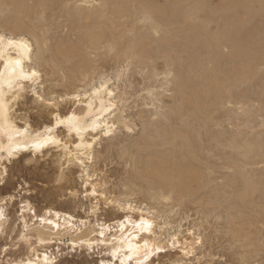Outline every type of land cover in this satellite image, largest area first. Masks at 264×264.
Segmentation results:
<instances>
[{
	"label": "rangeland",
	"instance_id": "1",
	"mask_svg": "<svg viewBox=\"0 0 264 264\" xmlns=\"http://www.w3.org/2000/svg\"><path fill=\"white\" fill-rule=\"evenodd\" d=\"M2 1L4 2L6 0H0V2H2ZM11 1L12 2H10V0H7L4 4H3V2L1 3L2 6L8 7V5H11L12 7L11 8L8 7L6 10V7L3 8L2 6H0V9H2L0 11V34H6L7 36H9L10 34L15 33V34H17V36L23 35L27 40H29L34 51L31 54V61L28 65L34 67L36 70H38V72L40 74L39 75L40 78L38 80V83H36L35 86H27L26 91L24 92V97L13 108L12 114H13V116H15L14 119L16 120L18 125L26 124L28 122L27 124H31L30 126L34 130L40 129L46 125H50V122L51 123L54 122L53 115H55V113L67 114L73 110H80L82 108L81 107L82 105L79 103L80 100H84V96L86 94L88 95L92 88L97 87L100 84L105 83V82L108 83L109 89L112 90V92H113L112 97H113L114 102L116 103V106L113 109L114 112L112 111V117L114 118V120H117V119H119L120 121L122 119L123 120L117 124L118 125L117 128L113 129L114 132H112L108 137L103 136L101 138V136H99V139L94 143L95 146H93L94 149H93V153L91 156V160H87L84 157L85 165H83V167L81 164L80 165L79 164L78 165L72 164L70 167L67 166L68 165L67 164L68 159H66V157H64L65 156L64 152L61 151L60 149H50L49 151H45L44 156H35V155L33 156L30 152H28L29 154L26 153L24 155V159L25 158H27V159L24 160L22 157L21 159L12 161V163L6 162L3 165V167L7 168V175H4L3 179L1 178L3 180V183H0V206H1L0 208H2V207H3V209L5 208L4 211L6 210L5 214L7 215L6 218H7L8 222L6 223V226H5L6 228L4 229V233L3 234L0 233V264H9V261L17 262V260L18 261L23 260V259L25 260L26 258L30 257L31 255L33 256V251H31V250H33V249L38 250V248H39L40 252L47 251V253L49 254V257L52 256L51 258H55L54 264H100V262L102 260L104 261V264H109V262H111V264H112V262H115V264H120V262L118 261L119 259H117L115 261H113V259H111L113 257L111 255H109L108 251L105 248H103V249L95 248V250H92V251L81 250V249L80 250L76 249L73 251L72 248L70 247V242H69L70 237H65L62 241L63 242L62 245H58L57 244L58 242L54 241L55 243L52 244L53 246L49 245V246H47L46 249L38 247L39 245L37 244L35 238H31V240L29 242L22 240L21 235L24 233V231H23L24 230V228H23L24 222L22 221V218H21L22 214L21 213L23 210L22 208L24 207V209H25V207H27V205L29 203H30V205H28V208H26V209H30V208H32V209H30L31 213L26 215L28 222L32 221V218H34L33 215L35 213L38 216H42V215H45L48 210L54 209L56 211L69 213V214L73 215L76 219H78L79 221L80 220L88 221L87 227L84 228L85 231H87L88 229L90 230V228H91V230L92 229L97 230V228H98L97 224L99 222L110 224L116 220H120V219L124 218L125 214L129 215L132 212V210H135L137 215H141V214L145 215L147 213L145 216L151 217V219H153V223H154V225L152 227L153 228L152 232L150 234V237H151L150 239H153L154 241H156V243L159 246L161 245V247H163L165 249V251H162L160 253H156L151 258V260L148 262V264H264V85H263L264 84V82H263V80H264L263 79V76H264L263 75L264 74V63H263L264 59L261 58L257 54L255 55L256 59H254V57H251V56H250V58L248 56H245V55L243 56L241 53H240L241 55H238L237 53H235L236 50L234 51V49L231 47V45H229L227 42H224L225 44H223V45H226V46L221 47V49H219V52H218V50L214 51L216 49H214V47L212 45L213 43L211 44V40H209V39L213 40V35L217 31V29L222 25V22H224V21L226 22L227 20H229L228 18H231V15L233 14L232 10L235 13V10H234L235 8L238 11L240 10L239 12H240V14H242L241 18L248 19L246 13H248L250 15L251 12H249V10H247L245 7L244 8L247 10V12H246V10H242L241 8H238V2H240V1L243 2L245 4V6L247 7V5H249L248 0H239V1L238 0H234V1L232 0L234 3H232L231 0H194L195 2L193 0H188V1H185V0H174V1L173 0H105L106 2L103 0H91L95 4V5H92V7L96 6L97 7L96 10L100 9V11H102L106 7H107L106 9L109 8V10H106L104 12L105 15L100 12L101 13L100 18L103 17V19H101V21L104 20L105 17H107L106 20L111 17L109 19V21H111V22H112L113 17H118V18L121 17V18H119L121 20L113 19V22L115 25L113 24V22L111 23L108 20L107 21L104 20V22L101 23L100 19H98L99 20L98 24L101 23L100 25L103 26V28L101 27L103 30L100 28V25H98L97 22H95V23L93 22L94 24H92V25H91L92 22L91 23L88 22L91 25V27H89L90 25H87V23L80 21V10H81V8H83L82 6H85V4L82 5V3H79L78 2L79 0H49V1L48 0H46V1L42 0L44 4L42 3V1H39L40 2L39 3L38 0H16V1L11 0ZM14 1L16 3L13 4ZM24 1H25V3H24ZM47 1H48V3H47ZM74 1L75 2L77 1V3H75ZM139 1L141 4L139 3ZM235 1H237V2H235ZM72 2H74V3H72ZM125 2L127 4H125ZM130 2H134V3L132 4ZM171 2L173 3V5ZM192 2H194V3H192ZM245 2H247V4ZM251 2H252L250 4L251 6H249V8H250V11L252 10L251 15H253V16L250 17L252 19H250V18L249 19L252 21H250L248 19V22L246 21L247 22L246 26L249 25V27L244 28L241 26V28H243V29H241V31H242L243 35H247V34H251V33L255 34V35L251 34L250 36H251V43H253V45L255 46V48L257 50V48L262 47L264 45V43H261V40H262V42H264V33H262V32H264V22H263L264 21V16H263L264 15V9H263L264 5H262V4H264V1L251 0ZM26 3H27V5H26ZM101 3H103V4H101ZM119 3L123 4L122 7ZM146 3L147 4L149 3L148 5H150L149 6L150 8L147 7L148 5H146ZM243 3H239V5L244 6ZM249 3H250V0H249ZM253 3H255L256 5H253ZM22 4L24 7L22 6ZM80 4H81V7H80ZM109 4H110V6H108ZM142 4L144 7H147V8H144V9H146L144 11L142 9L143 7H141ZM166 4H167V6H166ZM236 4H237V6H236ZM260 4H261V7L263 6V8H261L259 6ZM77 5H78V7H77ZM105 5H107V6H105ZM222 5H224V6L228 5V6L224 7ZM14 6L16 7V9ZM40 6H43L44 9L45 8L46 9L44 10ZM47 6H48V8H47ZM74 6H76V7H74ZM112 6H115L118 9L114 8ZM123 6H124V8H123ZM151 6H156V7H153L155 12L153 9H152L153 11L151 10ZM162 6L166 9H163ZM172 6H173V8H172ZM252 6H254L255 10L253 9ZM21 7H23V8H21ZM110 7H112V8H110ZM169 7H171V8H169ZM189 7H190V9H189ZM232 7H234V8H232ZM258 7L263 9V11H259L257 9ZM34 8H36V9H34ZM85 8H88V7H84L83 9H85ZM148 8L150 9V11ZM176 8H178V9H176ZM3 9H5V10L3 11ZM17 9H18L17 12L13 11V10H17ZM42 9H43V11H42ZM88 9H90V8H88ZM137 9L141 10V12H139V10L137 11ZM209 9H211V11L208 12ZM77 10H78V12H77ZM147 10L149 13L147 12ZM161 10H163V11H161ZM227 10H228V12H227ZM11 11H13V12H11ZM33 11H34V13H33ZM113 11H115V12H113ZM38 12L40 15H43V16L40 17ZM42 12H44V13H42ZM106 12H110V13H106ZM111 12H112V15L109 16V14H111ZM120 12H122L121 15L119 14ZM142 12H144V14ZM145 12H147V14L151 15V16L154 14L159 15V16L156 15L158 17V20H157V18L156 19H154L153 17L152 18H153V21H156V23H158V25H157L158 28H159V25L161 26L159 28L160 29L159 31H162V33L160 32V34L162 36L160 34H158V36H156V38H155V34L152 32V30L151 31L149 30V28L150 29H152V28L149 25H146L148 22L147 21L145 22V20L144 21L142 20L143 16H145V17L147 16ZM164 12H166V13H164ZM172 12H174V13H172ZM213 12H214V15H213ZM215 12H217V13H215ZM138 13H140V17H139V15H137ZM256 13H258V14H256ZM19 14H23L24 16L19 15ZM106 14L108 16H106ZM115 14H117V15H115ZM141 14H143V15L141 16ZM173 14L175 15V17ZM194 14H196V15H194ZM72 15H74V16H72ZM123 15H125L126 17L128 16V20H127V18L124 20L125 17ZM169 15H173L172 18H171V16L169 17ZM262 16H263V19H262ZM5 17H6V20H5ZM194 17H195V19H194ZM213 17H214V19H213ZM129 18H130V20H129ZM140 18H142V19L140 20ZM176 18H177V20H176ZM205 18L206 19L208 18L207 19L208 21H206ZM259 18L262 21H260ZM136 19H138V20H136ZM168 19H169V22H168ZM13 20H16V22L19 23L20 26H22V27L13 28V26H12L13 24L10 25L11 21H13ZM21 20H22V22H21ZM70 20H72V21H70ZM114 20H116V21H114ZM160 20L164 21V25H163V22ZM140 21H142L141 24H140ZM170 21H173L174 23H171ZM204 21L209 22V23L205 22V24H207V25H205L203 23ZM125 22H126V24H124ZM160 22L162 24H160ZM260 22H261V24H260ZM96 24L99 26V28H100L99 30L101 31V33H99L98 28H97L98 26ZM107 24H108V26H106ZM180 24H183V25L181 26ZM77 25H78V29L81 27L83 30L81 28L78 30ZM93 25H95V26H93ZM111 25H113V27H109ZM122 25H124V27ZM250 25H251V27H250ZM203 26L207 27V29L204 31L201 30V29H205V27H203ZM107 27H108V30H106ZM138 27H139V29H137ZM165 27H167V28H165ZM168 27H171V28H168ZM209 27H211V29L213 31L211 29H210L211 31H209V29H208ZM95 28H97V31L95 30ZM104 28H105V30H104ZM118 28H119V30H118ZM161 28L162 29L165 28V29L161 30ZM194 28H197V31ZM198 28H200L199 32H198ZM247 28H249L250 30L249 29L247 30ZM11 29H12V31H11ZM145 29L149 30L148 31L149 34H145V33H148L147 30H145ZM169 29H171L170 30L171 33L169 32ZM76 30H78V31H76ZM189 30L190 31L192 30V33ZM176 31H178V32H176ZM180 31L182 33L185 31V33H183V35H182V33ZM201 31L203 32L202 34H204V36H206L205 38H204V36L203 37L199 36V35H201ZM248 31L249 32L253 31V32L249 33ZM93 32H95V33H93ZM130 32H132V33H130ZM173 32H176V33L173 34ZM259 32L261 34H259ZM109 33H110V35H109ZM111 33H112L113 37H111ZM142 33H143V35L144 34L145 35L143 36ZM177 33H178V35L176 36ZM188 33H190V34H188ZM245 33H247V34H245ZM101 34L104 36H102ZM150 34L152 37L150 36ZM87 35H88V38H86ZM92 35H94V36H92ZM122 35H124V36H122ZM136 35H137L138 39L135 38V40L137 41L138 44L133 39L134 37H136ZM138 35H139V37H138ZM146 35L149 37V39L152 38V40H153V38H154V40H155V41L153 40V42H154L153 45H155V46H153L152 43L150 45V47L153 46L151 49L148 45V44H150V42L148 43L149 39L148 38L146 39V37H147ZM160 36L165 41L162 40L161 42H159L161 40ZM168 36L169 37L174 36V38L175 37H177V38L176 39H173V38L167 39L166 37H168ZM179 36H180V38H178ZM185 36H187V37L184 38ZM35 37H37L36 38L37 40L35 39ZM98 37L101 39V41L99 40ZM101 37H103V38H101ZM158 37L160 39L159 41H158ZM258 37H259V39H258ZM80 38H82V39H80ZM188 38L191 39V41ZM196 38H198V39H196ZM43 39H45L46 41H44L45 49H43V52H42L43 54H42L40 51L41 49L38 51V49L40 48L38 42L43 41ZM123 39H124V41H123ZM202 39L204 42L202 41ZM89 40H90V42H89ZM114 40H115V42H114ZM152 40H151V42H152ZM166 40L167 41L170 40L169 42H172V43L175 42L177 44L173 43V46L176 45L175 47H173V46L168 47V43H163V42H166ZM174 40H177V42ZM195 40H199V41H197L198 43ZM81 41H82V43H81ZM121 41H122V43H121ZM142 41L143 42L146 41L148 44L146 42H145L146 44L145 43L143 44ZM77 42H78V44H77ZM98 42H102V43L100 44ZM178 42H181V43L179 44ZM205 42H208V44H206ZM209 42H210L211 47L213 49L210 47ZM87 43H89L88 44L89 46L86 45ZM115 43H116V45H115ZM160 43L161 44L163 43V44L161 45ZM172 43H169V45H172ZM184 44H186L187 46H185ZM202 44L203 45L205 44V45L202 46ZM82 45H84V46L82 47ZM108 45H109V47H108ZM110 45H112V47H115V48H111ZM121 45H123V47ZM132 45H133V47H131ZM144 45H146V46H144ZM163 45H165L166 47ZM178 45H179V47H177ZM192 45H194L195 47ZM199 45H201V46H199ZM206 45H209L210 48H208V46L206 47ZM228 45H229V48H228ZM134 46L136 49L134 48ZM156 46H158V49ZM159 46H160V48L162 46L163 49H159ZM189 46H192V48L189 49L190 48ZM145 47L147 48V52H145L146 50H144V49H146ZM176 47L178 49H176ZM196 47H197V49L199 47L198 51H197ZM91 48H93V49H91ZM94 48H96V49H94ZM123 48H125L127 51ZM140 48L142 50H140ZM167 48H171V50L167 49ZM55 49H57V50H55ZM192 49H196V50H194V52H193ZM208 49H211L212 51L211 50L207 51ZM227 49H229V50H227ZM47 50H49L50 52ZM124 50L127 53L124 54V52H125ZM156 50L158 51V53L155 52ZM200 50H201V53H200ZM221 50L223 51L222 53H221ZM44 51H46V52H44ZM61 52H62V54H61ZM65 52L68 54L66 55ZM135 52H137V53H135ZM138 52H140L141 54H139ZM138 54H139V56H137ZM174 54H175V56H174ZM43 55H45V56H43ZM75 55H76V57H75ZM144 55L146 56L145 58H144ZM159 55H162V57ZM197 55H199L200 58H199V56L197 57ZM232 55H233V57H232ZM241 56H242V58H240ZM173 57H175V58H173ZM179 57H180V59H179ZM194 57L198 58V59H195ZM157 59H159V60L157 61ZM173 59L175 62L173 61ZM240 59H241V61H240ZM171 60H172V62H171ZM191 60H192V62L189 63V61H191ZM224 60H225V62L226 61L228 62V63H225V66L223 64ZM57 61L60 63H58ZM165 61H167V63H165ZM220 61H221V63H220ZM242 61H243V63H241ZM82 62H84V63H82ZM188 63H189V65H187ZM233 63H235L234 64L235 66L233 65ZM179 64L181 65L180 67H179ZM182 64H184V65H182ZM217 64H219V67ZM221 64H223L222 65L223 68L221 67V71H223V72L218 70V69H220ZM243 64H246L248 66L243 65ZM197 65H198V67H197ZM226 65H228V66H226ZM252 65H255V66H252ZM75 66H76V68H75ZM242 66H243V68H242ZM224 67H225V69H224ZM168 68H169V70H168ZM208 68H211V69H208ZM230 68H232V69H230ZM234 68L237 72L234 70ZM193 69H194L195 73H194ZM222 69H224V70H222ZM241 69H244V71L243 70L241 71ZM164 70H166V71H164ZM170 70H172V71H170ZM204 70L205 71L207 70V71L205 72ZM213 71L216 72L215 73L216 75L213 73ZM172 72H173V74L174 73L175 74L173 75ZM231 72H233V73H231ZM240 72H241V74H240ZM249 72L251 73L250 75H249ZM183 73H184V75H183ZM204 74H205V76H204ZM209 74H210V76H208ZM211 75H213L212 76L213 78L215 76V78L220 80V83L221 82L223 83V81H225L227 83V84L224 83L225 86H228L231 84L230 86L232 87V85L234 84L233 85L234 87L232 88L233 90H229L230 88L228 89V87H230V86H228L225 89L222 88V86H224V85H221L222 83L221 84L219 83L220 85L217 84L218 86H216V84L213 85L214 83L211 84V82L208 81V79H209V77H211ZM234 75H236L238 77V79ZM219 76H220V79H219ZM229 77H231V78H229ZM248 77H250V80H248ZM191 78H192V80H191ZM200 78H201V80H200ZM234 78H236L237 80ZM239 78L242 80V81L240 80L241 82L239 81ZM173 80L178 81V82L174 83ZM171 81L173 83H171ZM206 81L209 83H207ZM187 82L189 83V85L187 84ZM199 82H201L200 86H199ZM251 82L253 84H251ZM178 83L180 85H178ZM202 84H205L206 89L204 88V85H202ZM182 86H186V88H187L186 90H188V91L200 89L201 93L198 96V99L201 96H203L204 98L203 97L200 98L201 100H203V102L201 100H199V102H198V99H196V100H197V104L201 103V102L204 103L203 105L198 104V106H200L201 110H200V108L197 107L199 110L196 109V110L190 111L189 109L186 108L184 111V109H183L184 107L182 108V105H180L181 104L180 97L178 98V95L180 94V90H181ZM202 86H203V88H202ZM210 86L212 88H210ZM213 86L214 87L216 86V87L214 88ZM219 86H221V87H219ZM195 87H197V88H195ZM36 88L39 89V92L37 93V95L43 94V96L46 98V100L51 102V109H52L51 112L49 111V108H50L49 103H47V102L41 103L40 101L36 100L35 97H33L32 91ZM207 88H209V89H207ZM236 88H238V89H236ZM175 90L177 91L176 93H175ZM206 90H208L207 93H206ZM244 90H246V91H244ZM202 91H204L205 93ZM209 91H210V93H208ZM223 91H226L225 92L226 94L228 93L227 91H229L231 94H234V96L237 95L236 97L237 98L239 97L238 99H236V98H232V99L234 102L236 100L238 102L236 101L235 103L234 102L232 103L231 97H233V95L231 97H229V95H231L229 93H228L229 95L225 94V97H222L223 93H224ZM231 91H233V93ZM250 92L253 94H251ZM213 93H215L216 95H219L220 97L217 98V96ZM206 94H208L210 96L212 94V96L216 97V98L214 99L212 96L210 97ZM205 95L212 98L211 99L212 101L209 100L210 98L208 99V97L205 98L206 97ZM77 96L79 97V99H77ZM247 97H249V98H247ZM174 98H176V99L178 98V99L175 100ZM219 98H222V100ZM205 99L210 102V105L208 103L209 106L206 105L207 102L205 104V102H204V101H206ZM234 99H236V100H234ZM254 99H255V101H254ZM174 100L177 102L179 100V102L177 103ZM245 100H246V102H245ZM250 100H251V102H250ZM220 101H221V103H220ZM174 102L176 104L180 103L178 105V106H181L180 110L177 109L178 106L176 107ZM239 102H241V104H239ZM234 104H236V105H234ZM250 104H252V105H250ZM212 105L214 107H212ZM161 106H163V107H161ZM165 108H167V109H165ZM209 108H211V109H209ZM204 109H205V111H204ZM213 109H215V110H213ZM253 109L255 112L254 111L250 112ZM182 110H183V112H182L183 114L180 115V117L178 116V118H182L181 116H183V118H186L185 117V115H186L187 116L186 120H188L189 118H192V119H189L191 121V120H193V118L195 116H196V118L199 119V120H196L197 123L194 122L195 124L192 122V125L189 126V128L191 127L189 132L192 134V136H194V139L192 137V140L196 141L197 144L202 145V146L200 145L197 147V144L194 141L192 143L193 145L196 144L194 146L197 147L196 150L199 149L198 151H200L199 152L200 156L198 155L199 154L198 151H195V149H194L196 147H194L193 145L192 146L194 148L192 146H190V147L187 146V149H190V154L192 153L190 155L188 151H185V148H186L185 144L183 142H180L179 139H175V137H174L175 134L180 133L181 131L180 132L177 131L176 133L170 131V128H172V127L174 128L176 126L177 127L174 128V130L179 129L180 127L178 125H181L183 127V129L186 128V127H184L185 126L184 122H186V120L185 121H184V119L178 120L179 123H178V121L175 122V120H177V116H176V119L174 116L176 114L178 115V113ZM195 111L197 113H195ZM202 111H204V112H202ZM212 111H213V113H212ZM235 111L237 113H235ZM191 112H194V114L192 113L193 114L192 115ZM50 113H51V115H50ZM184 113H186V114H184ZM205 113L206 114L209 113V114H207L208 116ZM167 114L171 117H169ZM190 114H191V116L189 117ZM165 115H166V117H164ZM172 116H173L174 121H172L173 123L171 121H169L168 124L171 123L173 126L171 127V124H170L169 125L170 127H169L167 124L168 121L167 122L165 121L166 125H164L165 122L163 121V119L165 118V120H168V119L170 120V119H172ZM198 116H200V117H198ZM204 116H206V117H204ZM218 117H219V119H218ZM157 118L160 120L162 119L161 122L162 123L164 122L163 126L160 124L161 122L158 121ZM196 118H194V119H196ZM153 119H154V121H153ZM155 119L158 122H160V123H158L159 125L157 124ZM202 119H203V121H202ZM206 120L207 121L209 120L208 123ZM181 121H183L184 124ZM204 121L206 122V124ZM200 122H202V124ZM124 123H126V124H124ZM174 123L175 124L178 123V124L175 126ZM155 125H156V127H155ZM160 125H161V127L167 126L166 128H168V130L166 128L165 129L160 128ZM216 125H218L220 128L218 126L216 127ZM126 126H129V128ZM192 126H194V128ZM199 127H200V129L198 130ZM127 128L128 129L133 128V129L127 130ZM187 129H188V127H187ZM155 130L157 131L158 135L156 134ZM161 130H163V131L166 130V131H164L165 134ZM143 131H145V132L143 133ZM159 132H160V134H159ZM167 132H169V133L171 132L170 135ZM239 132H241V133H239ZM197 133L199 134V136ZM223 133H224V136H223ZM166 134H167V136H166ZM171 134L172 135L174 134V135L172 136ZM180 134L183 135V132ZM180 134H178V135H180ZM191 134H190V136H191ZM202 134H204L205 136H203ZM225 134H226V136H225ZM234 134H235V136H234ZM58 135L60 136V138L64 142H69L70 147L73 149V146L76 143L75 137L69 136L68 132L64 128L58 130ZM148 135H150V138ZM164 135L166 136V138ZM168 135L171 136L173 142L168 137ZM212 135H213V137H216V139L212 138ZM143 136H145V137H143ZM162 136L164 138H162ZM220 136L225 138V139H222ZM209 137L212 140H210ZM127 138L130 141L127 140ZM154 138H157L163 144L157 145V143L159 144L160 141L157 142L158 140H155ZM201 138H203V139H201ZM217 138L219 140L221 139L222 141H219ZM231 138L233 139V142L230 141ZM137 139L140 141H138ZM166 139L168 141H166ZM197 139L198 140L201 139L199 141L207 139V140H209L210 143L207 140H204L205 143H204V141L199 143V141ZM226 139H230V140L226 141ZM169 140L171 141V144L168 143ZM223 140H225V142ZM241 140L242 141L244 140V142H241ZM152 141H154V142L152 143ZM133 142L138 144V145L134 144ZM230 142H232V143H230ZM130 143H131V145H130ZM148 143H149V145H148ZM224 143H227L229 147L225 146L227 144L224 145ZM181 144H184L185 148H184V146L182 147ZM208 144L210 145V148H213L214 150L208 149L209 151L210 150L211 151L210 152L207 151V147H209ZM133 145L134 146L136 145V146L134 147ZM141 145H142V147H141ZM166 145H168V146H166ZM206 145H207V147H206ZM235 145L238 146V148ZM239 145L243 151H239L240 150ZM146 146L147 147L149 146L148 148H150L151 150H148L146 148ZM152 146L153 147L156 146V149H153ZM163 146H166V147H163ZM170 146L173 147L172 149L174 151L172 149H169ZM211 146H213V147H211ZM230 146L231 147L234 146V149L231 150ZM167 147H169L168 151H170V153L165 151L167 149ZM174 147L175 148L179 147V149L178 148L175 149ZM203 147L206 148L205 149L206 151L204 150ZM235 147L238 149L237 150L238 152H236ZM162 148H164V149H162ZM180 149H182V150H180ZM126 150H127V153L125 152ZM136 150H138L137 153H136ZM175 150L182 152V154L179 153L180 157H178L177 154L173 153V152H175ZM141 151H143L142 153H144V154H142ZM157 151H159V153ZM171 151H173V152H171ZM183 151H184L185 155L187 154V152H188V154L186 156L185 155L183 156ZM201 151H205V152H201ZM213 151H215L216 154ZM233 151L235 152V154H233ZM246 151H248V152H246ZM164 152H165V155H164ZM217 152L220 153L221 155L218 154ZM240 152H242L243 156H242V154L239 155ZM133 154H136V155H133ZM139 154H141V155H139ZM212 154H215V155H212ZM223 154L225 155V157L223 156ZM60 155H61V157H60ZM123 155H125L126 157H124ZM189 155L191 156V158L189 157ZM203 155H205V156H203ZM228 155H231V156L229 157ZM129 156H130V158H129ZM143 156H146L147 158L144 157V160H143V158H142ZM169 156H170V158H169ZM187 156L190 158V160H189V158H186V160L187 159L188 160L184 161V159H185L184 157H187ZM220 156H222V158ZM245 156H249V160H248V157L245 158ZM200 157H202V158H200ZM203 157H204V159H203ZM205 157L211 158V159L209 158L210 160L207 159L210 161V163L208 161V164H207V160ZM235 157H237V159H235ZM198 158H199V160H198ZM139 159L141 160V163H140ZM146 159H147V161H146ZM152 159H154V160H152ZM169 159H171V160H169ZM222 159H224L225 161ZM234 159L236 162L240 160V163L239 162H237V164H236V162L234 163ZM27 160H29V161L27 162ZM30 160H32V161H30ZM150 160H152V161H150ZM164 160L169 161V162L167 161L168 163L166 162V165L168 164L169 166H167V167L165 166ZM178 160H179V162H178ZM200 160H203V164H200ZM220 160H222L223 162ZM152 162H153V164H152ZM182 162H183V164L181 165ZM186 162H188L187 165H186ZM241 162H243L244 164ZM201 163H202V161H201ZM214 163H218V164H214ZM134 164H136L137 167ZM145 164H147V165L145 166ZM172 164H173V167H172ZM176 164H179L180 166L178 167V165L176 166ZM141 165L142 166L144 165V166L142 167ZM188 165L191 166V168H189ZM200 165L202 166L201 168H199ZM213 165H215L216 168ZM182 166H185V167L188 166V167L185 168ZM196 166H197V169H196ZM212 166H213V169H212ZM3 167L0 168V172L3 171V169H4ZM174 167H177L180 172L183 171L184 169L185 170L190 169L192 171L195 168L194 170L197 173H195V171H193V173H191L192 177L190 176L191 178L189 177L190 179L188 178L187 181H185L187 183L183 182L184 186H186L188 183H190V181L195 180V175H196V179L200 178L199 180H196L199 183H196V181H193V182H191L192 185L190 184V186H189V184L187 185V187H184L182 185L184 187L183 188V187H181V185H179V181L176 182L177 180L174 181L172 179L176 183V184L175 183L172 184L171 183L172 180L169 179V177H167L169 175V173L171 176L170 170L173 169V171L171 170L172 173L173 172L176 173V175H175V173H173V176L174 175L179 176V173H180V172H178L177 168H174ZM207 167H211V168H208V170H207ZM160 168H162L163 170L165 169L163 171V172H165V174L162 173V170H160ZM141 170H143L142 173H141ZM145 170L147 173L145 172ZM149 170L151 172V175H150ZM154 171H155V173L158 174V175L157 174L156 175L159 176V178L154 176L155 175ZM198 171H199V174H198ZM202 171H204V172H202ZM152 172L154 173L153 175H152ZM238 174H239V176H238ZM61 175L63 176V179H62ZM145 175H146V177H145ZM60 176H61V178H59ZM142 176H144V177H142ZM160 176L161 177L163 176V178L161 180H160V178H161ZM90 177H91V179H90ZM150 178H153V179H150ZM166 178H168V180ZM235 178H237V179H235ZM249 178H251L250 180L253 183L249 180ZM163 179L165 180V183H164ZM233 179H235V180H233ZM188 180H189V182H188ZM229 180H230V183H229ZM87 182H89L88 183L89 185L87 184L88 186H86ZM152 182H154V183L152 184ZM156 182H157V184H156ZM202 182H203V184H202ZM231 182H232V184H231ZM170 183L173 186L170 185ZM193 183H195V184H193ZM164 184H165V186H164ZM180 184H181V182H180ZM196 184L199 185L200 187L197 186ZM174 185H178V187L174 186ZM201 185H202V187H201ZM159 186H161V187H159ZM170 186H172V188ZM191 187L193 189L192 191H191ZM197 187H198V189H197ZM246 187L253 188L254 190L246 188ZM166 188H167V191H166ZM175 188H178V189L174 190ZM180 188H181V190H179ZM182 188L186 189L187 192L185 190H183ZM195 188H196V190H195ZM237 189H238V191H237ZM93 190L96 191V194L91 195V192ZM170 190L171 191L173 190L174 193L171 192ZM188 190H189V192H188ZM194 190H195V193H194ZM240 190H241V192H240ZM161 191L164 192L163 194L167 195V196H169L171 194V196L168 198L169 200L164 195L162 197ZM182 191L183 192L185 191L186 195H185V193H183L184 195H182L181 194ZM196 191H197V193H196ZM169 192H171V193L169 194ZM247 192L248 193L250 192L251 194H248ZM72 193H75V194H72ZM86 193H87V197H86ZM89 193H90V195H88ZM240 193L243 195L241 196ZM13 194H14V198H13ZM194 194H195V196H193ZM234 195H235V197H234ZM247 195L249 196L248 199H247V197H248ZM88 196H89V198H88ZM241 198H243L242 200H244L245 198L247 200L245 199V201L243 202V201H241ZM232 199H233V201H232ZM252 201H253V204H252ZM246 202H248V203H246ZM231 203H233V204H231ZM235 203H236V205H235ZM249 203H250V205H249ZM237 204L239 206H237ZM96 205H98V207H97L98 211H97V214L94 215L93 209H94V207H96ZM250 206H252V207H250ZM122 207H123V209H121ZM82 209H83V211H82ZM85 211H86V213H85ZM238 212H239V214H238ZM138 213H140V214H138ZM97 216H99V217H97ZM78 224H80V222H78ZM35 227H38V223ZM239 231H240V233H239ZM177 242H178V244H177ZM173 243H175V247L172 246ZM5 247L8 248L7 253H5L3 251V249ZM57 247L58 248L60 247V249L58 250ZM69 250L72 252H70ZM105 250H106V252H105ZM127 264H136V262L132 259L131 261H128Z\"/></svg>",
	"mask_w": 264,
	"mask_h": 264
},
{
	"label": "bare ground",
	"instance_id": "2",
	"mask_svg": "<svg viewBox=\"0 0 264 264\" xmlns=\"http://www.w3.org/2000/svg\"><path fill=\"white\" fill-rule=\"evenodd\" d=\"M7 1V0H6ZM6 1H2L3 2V4L6 2ZM16 1V0H15ZM13 2V4L14 3H16V2ZM39 1H42V0H38V2ZM43 1H46V0H43ZM43 1H42V3H43ZM49 1V0H48ZM48 1H47V3H48ZM103 1H105V0H103ZM174 1V0H173ZM185 1H188V0H185ZM194 1V0H193ZM232 1V0H231ZM234 1V0H233ZM232 1V3H234ZM239 1V0H238ZM259 1H264V0H259ZM2 2H0V6H2L1 5V3ZM10 2H12L11 0H10ZM27 2V1H26ZM36 2V1H35ZM66 2V1H65ZM75 2V1H74ZM74 2H72V3H74ZM79 3H82V5L83 4H85V6H82L83 8L84 7H88V8H90V9H88V8H85V9H83V8H81V10H80V21L81 22H85V23H87V25H90V23H91V25L92 24H94L95 22H97V24H98V19H100V22L101 23H103L104 22V20L105 21H109V19L111 18H109V19H107L106 20V18L107 17H105L104 18V20H102L101 21V19H103V17L102 18H100L101 16H100V14L102 13V14H104V12L106 11V10H109V8L108 9H106V8H104L102 11H100V9H98V10H96L97 9V7L96 6H93L92 7V5H95L94 3H93V1H91V0H79L78 1ZM96 2V1H95ZM100 2V1H99ZM98 2V3H99ZM106 2V1H105ZM146 2V1H145ZM195 2V1H194ZM194 2H192V3H194ZM235 2H237V1H235ZM253 2V1H252ZM251 2V0H250V3H249V0H248V4L249 5H247V7L245 6V4L243 3V2H238V8H241L242 10H249V12H251L252 13V10L250 11V8H249V6H251L250 4L252 3ZM8 3V2H7ZM23 3V2H22ZM24 3H25V1H24ZM29 3V2H28ZM37 3V2H36ZM40 3V2H39ZM38 3V4H39ZM69 3V2H68ZM75 3H77V1L75 2ZM110 3V2H109ZM116 3V2H115ZM114 3V4H115ZM130 3H134V2H130ZM139 3H140V1H139ZM143 3V2H142ZM172 3V2H171ZM180 3V2H179ZM191 3V4H192ZM239 3H243L244 4V6H242V5H239ZM246 4H247V2H245ZM256 3V2H255ZM255 3H253V5H256ZM262 3V2H261ZM44 4V3H43ZM88 4V5H87ZM101 4H103V3H101ZM113 4V5H114ZM120 5H121V7H122V5L123 4H121V3H119ZM125 4H127L126 2H125ZM124 4V5H125ZM131 4V5H132ZM141 4V3H140ZM144 4V3H143ZM143 4H142V6L141 7H143L142 9H143V11L144 10H146V9H144V8H147V7H149L150 5H148L147 3H146V5H148L147 7H144L143 6ZM155 4V3H154ZM168 4V3H167ZM167 4H166V6H167ZM170 4V3H169ZM175 4V3H174ZM177 4V3H176ZM190 4V5H191ZM17 5V4H16ZM26 5H27V3H26ZM41 5V4H40ZM87 5V6H86ZM164 5V4H163ZM172 5H173V3H172ZM178 5V4H177ZM182 5V4H181ZM194 5V4H193ZM209 5V4H208ZM234 5V4H233ZM232 5V6H233ZM262 5H264V4H262ZM22 6H23V4H22ZM105 6H107V5H105ZM104 6V7H105ZM108 6H110V4L108 5ZM119 6V5H118ZM140 6V5H139ZM138 6V7H139ZM187 6V5H186ZM185 6V7H186ZM211 6V5H210ZM214 6V5H213ZM222 6H224V5H222ZM228 6V5H227ZM227 6H224V7H227ZM236 6H237V4H236ZM243 8H242V7ZM260 7H261V4L259 5ZM3 8L4 7H6V10H7V8L9 7V8H11L12 6L11 5H8V7L7 6H2ZM15 7V6H14ZM13 7V8H14ZM24 7V6H23ZM23 7H21V8H23ZM28 7V6H27ZM34 7V6H33ZM32 7V8H33ZM39 7V6H38ZM41 8H43L44 9V7L43 6H40ZM46 7V6H45ZM74 7H76V6H74ZM77 7H78V5H77ZM80 7H81V4H80ZM100 7V6H99ZM112 7H114V8H117V7H115V6H112ZM112 7H110V8H112ZM134 7V6H133ZM153 7H156V6H151V10L153 9L154 10V8ZM163 7V6H162ZM177 7V6H176ZM196 7V6H195ZM194 7V8H195ZM204 7V6H203ZM246 9H245V8ZM253 7V9H254V6H252ZM47 8H48V6H47ZM123 8H124V6H123ZM150 8V7H149ZM148 8V9H149ZM169 8H171V7H169ZM172 8H173V6H172ZM181 8V7H180ZM197 8V7H196ZM232 8H234V7H232ZM261 8H263V6L261 7ZM261 8H257L259 11H263V9H261ZM15 9H16V7H15ZM34 9H36V8H34ZM43 9H42V11H43ZM46 9V8H45ZM44 9V10H45ZM71 9V8H70ZM73 9V8H72ZM118 9V8H117ZM116 9V10H117ZM122 9V8H121ZM163 9H166V8H164L163 7ZM175 9V8H174ZM176 9H178V8H176ZM184 9V8H183ZM187 9V8H186ZM189 9H190V7H189ZM231 9V8H230ZM229 9V10H230ZM252 9V8H251ZM256 9V10H257ZM2 9H0V11H1ZM5 9H3V11H4ZM31 10V9H30ZM69 10V9H68ZM139 9H137V11H138ZM152 10V11H153ZM160 10V9H159ZM232 10V9H231ZM235 10V13H234V11L232 10V15H231V18H228L229 20H227L225 23L224 22H222V25L217 29V31L215 32V34L213 35V40L212 39H209V40H211V44L213 45V47H214V49H216V50H214V51H217L218 50V52H219V49H221V47H223V46H226V45H223V44H225L224 42H227L229 45H231V47L234 49V51H235V53H237L238 55H245V56H248L249 58H250V56L251 57H254V59H256L255 58V55L257 54V55H259L261 58H263L264 59V45L262 46V47H259V48H257V50H256V48H255V46L253 45V43H251V32H253V31H251V32H249V33H251V34H247V33H245V34H247V35H243L242 34V31H241V29H243V28H241V26L242 27H249V25H247L246 26V23L248 22V19L251 17V16H253V15H251V13H250V15L248 14V13H246L247 14V18L248 19H246V18H241L242 17V14H240V10L238 11L236 8L234 9ZM247 10H246V12H247ZM255 10V9H254ZM253 10V11H254ZM2 11V12H3ZM13 11H18V9L17 10H13ZM13 11H11V12H13ZM27 11V10H26ZM38 11V10H37ZM73 11V10H72ZM75 11V10H74ZM123 11V10H122ZM136 11V10H135ZM149 11H150V9H149ZM161 11H163V10H161ZM185 11V10H184ZM202 11V10H201ZM209 11H211V9H209L208 10V12ZM7 12V11H6ZM9 12V11H8ZM10 12V13H11ZM15 12V13H16ZM20 12V11H19ZM28 12V11H27ZM32 12V11H31ZM77 12H78V10H77ZM101 12V13H100ZM113 12H115V11H113ZM118 12V11H117ZM139 12H141V10H139ZM147 12H148V10H147ZM147 12H145L146 13V17L145 16H143V19L142 18H140V20L142 19L143 21L145 20V22L147 21L148 23L146 24V25H149L152 29H150L149 28V30L151 31L152 30V32L155 34V38H156V36H158V34H160V32L162 33V31H159L160 29V25H159V28H158V23H156V21H153V18L154 19H156L157 18V20H158V17L157 16H159V15H148L147 14ZM154 12H155V10H154ZM227 12H228V10H227ZM256 12V11H255ZM254 12V13H255ZM14 13V14H15ZM33 13H34V11H33ZM42 13H44V12H42ZM41 13V14H42ZM73 13V12H72ZM106 13H110V12H106ZM121 13L122 12H120L119 14L121 15ZM137 13V12H136ZM143 14H144V12H142ZM149 13V12H148ZM161 13V12H160ZM164 13H166V12H164ZM172 13H174V12H172ZM215 13H217V12H215ZM221 13V12H220ZM231 13V12H230ZM253 13V14H254ZM38 14H39V12H38ZM114 14V13H113ZM130 14V13H129ZM143 14H141V16L143 15ZM208 14V13H207ZM256 14H258V13H256ZM19 15H22V16H24L23 14H19ZM27 15V14H26ZM71 15V14H70ZM78 15V14H77ZM105 15V14H104ZM112 15V12H111V14H109V16H111ZM115 15H117V14H115ZM114 15V16H115ZM119 15V16H120ZM137 15H139V17H140V13H138ZM161 15V14H160ZM174 15V14H173ZM173 15H169V17L171 16V18H172V16ZM194 15H196V14H194ZM213 15H214V12H213ZM212 15V16H213ZM216 15V14H215ZM226 15V14H225ZM255 15V14H254ZM262 15V14H261ZM28 16V15H27ZM39 16L41 17V16H43V15H40L39 14ZM72 16H74V15H72ZM106 16H108L107 14H106ZM125 18H124V20L127 18V20H128V16L126 17L125 15H123ZM156 16V17H155ZM162 16V15H161ZM210 16V15H209ZM246 16V15H245ZM259 16V15H258ZM264 16V15H263ZM263 16H262V19H263ZM30 17V16H29ZM38 17V16H37ZM113 17V16H112ZM130 17V16H129ZM138 17V18H139ZM153 17V18H152ZM165 17V16H164ZM174 17H175V15H174ZM183 17V16H182ZM8 18V17H7ZM35 18V17H34ZM70 18V17H69ZM119 18H121V17H119ZM118 17H113V19H119ZM186 18V17H185ZM219 18V17H218ZM113 19H112V22H113ZM182 19V18H181ZM194 19H195V17H194ZM197 19V18H196ZM206 19V18H205ZM208 19V18H207ZM206 19V21H208ZM213 19H214V17H213ZM250 19H252V18H250ZM249 19V20H250ZM5 20H6V17H5ZM23 20V19H22ZM22 20H21V22H22ZM116 20H114V21H116ZM119 20H121V19H119ZM129 20H130V18H129ZM136 20H138V19H136ZM176 20H177V18H176ZM188 20V19H187ZM202 20V19H201ZM233 20V21H232ZM259 20H260V18H259ZM70 21H72V20H70ZM160 21H162V20H160ZM186 21V20H185ZM197 21V20H196ZM203 21V20H202ZM206 21H204L203 23L205 24V22ZM210 21V20H209ZM247 21V22H246ZM250 21H252V20H250ZM255 21V20H254ZM260 21H262V20H260ZM20 22V21H19ZM88 22H90V23H88ZM94 22V23H93ZM99 22V23H100ZM109 22H111V21H109ZM111 22V23H112ZM120 22V21H119ZM124 22V21H123ZM139 22V21H138ZM141 22L142 21H140V24H141ZM163 22V25H164V21H162ZM166 22V21H165ZM168 22H169V19H168ZM171 23H174L173 21H170ZM189 22V21H188ZM195 22V21H194ZM259 22V21H258ZM264 22V21H263ZM100 23V24H101ZM144 23V22H143ZM206 23H209V22H206ZM218 23V22H217ZM251 23V22H250ZM255 23V22H254ZM13 24V25H12ZM96 24V25H97ZM100 24H98V25H100ZM113 24H114V22H113ZM124 24H126V22L124 23ZM160 24H162L161 22H160ZM170 24V23H169ZM186 24V23H185ZM184 24V25H185ZM258 24V23H257ZM260 24H261V22H260ZM10 25H12L13 26V28H20V27H22V26H20V24L19 23H17L16 22V20H13V21H11V23H10ZM79 25V24H78ZM78 25H77V29H78ZM91 25L89 26V27H91ZM97 25V26H98ZM115 25V24H114ZM143 25V24H142ZM145 25V26H146ZM181 26L183 25V24H180ZM195 25V24H194ZM205 25H207V24H205ZM218 25V24H217ZM254 25V24H253ZM80 26V25H79ZM93 26H95V25H93ZM106 26H108V24L106 25ZM118 26V25H117ZM123 27H124V25H122ZM136 26V25H135ZM180 26V27H181ZM10 27V26H9ZM25 27V26H24ZM103 28V26H101L100 25V28ZM109 27H113V25H111V26H109ZM120 27V26H119ZM133 27V26H132ZM143 27V26H142ZM179 27V26H178ZM203 27H205V26H203ZM212 27V26H211ZM211 27H209L208 29H209V31H211L212 29H211ZM250 27H251V25H250ZM259 27V26H258ZM263 27V26H262ZM7 28V27H6ZM81 28V27H80ZM79 28V29H80ZM98 28V31H99V33H101V31L99 30L100 28H99V26L97 27ZM97 28H95V30L97 31ZM101 28V29H102ZM165 28H167V27H165ZM164 28V29H165ZM168 28H171V27H168ZM201 28V27H200ZM200 28H198V32H199V29ZM78 29V30H79ZM82 29V28H81ZM126 29V28H125ZM135 29V28H134ZM137 29H139V27L137 28ZM136 29V30H137ZM144 29V28H143ZM164 29H162L161 28V30H164ZM196 31H197V28H194ZM207 29V27H205V29H201L202 31H204V30H206ZM211 29V30H210ZM216 29V28H215ZM249 28H247V30H248ZM261 29V28H260ZM78 30H76V31H78ZM83 30V29H82ZM103 30V29H102ZM104 30H105V28H104ZM106 30H108V27L106 28ZM117 30V29H116ZM118 30H119V28H118ZM145 30H147V32L149 31L148 29H145ZM168 30V29H167ZM170 30L171 29H169V32H170ZM246 30V29H245ZM250 30V29H249ZM252 30V29H251ZM257 30V29H256ZM259 30V29H258ZM11 31H12V29H11ZM19 31V30H18ZM21 31V30H20ZM95 31V32H96ZM125 31V30H124ZM190 31V30H189ZM201 31V35H199L200 37H203L204 36V34H202L203 32ZM208 31V32H209ZM213 31V30H212ZM95 32H93V33H95ZM109 32V31H108ZM118 32V31H117ZM122 32V31H121ZM120 32V33H121ZM127 32V31H126ZM133 32V31H132ZM132 32H130V33H132ZM143 32V31H142ZM164 32V31H163ZM168 32V33H169ZM176 32H178V31H176ZM176 32H173V34H175ZM181 32V31H180ZM191 33H192V30L190 31ZM195 32V31H194ZM261 32V31H260ZM259 32V34H261ZM87 33V32H86ZM98 33V32H97ZM98 33V34H99ZM119 33V34H120ZM129 33V32H128ZM171 33V32H170ZM169 33V34H170ZM182 33V32H181ZM183 33H185V31L183 32ZM183 33H182V35H183ZM256 33V32H255ZM262 33H264V32H262ZM108 34V33H107ZM106 34V35H107ZM116 34V33H115ZM145 34H149V32L148 33H145ZM144 34V35H145ZM153 34V35H154ZM165 34V33H164ZM188 34H190V33H188ZM254 34V33H253ZM252 34V35H253ZM86 35V34H85ZM89 35V34H88ZM88 35L86 36V38H88ZM100 35V34H99ZM102 35V34H101ZM109 35H110V33H109ZM125 35V34H124ZM124 35H122V36H124ZM127 35V34H126ZM130 35V34H129ZM142 35H143V33H142ZM143 35V36H144ZM161 35V34H160ZM172 35V34H171ZM178 35V33L176 34V36ZM193 35V34H192ZM206 35V34H205ZM209 35V34H208ZM255 35V34H254ZM13 36H17V34H15V33H12V34H10L9 35V37H13ZM44 36V35H43ZM46 36V35H45ZM92 36H94V35H92ZM102 36H104V35H102ZM115 36V35H114ZM141 36V35H140ZM147 36V35H146ZM150 36H151V34H150ZM162 36V35H161ZM160 36V37H161ZM170 36V35H169ZM166 37L167 39L168 38H173V39H176L177 37H175L174 38V36H172V37ZM181 36V35H180ZM180 36L178 37V38H180ZM195 36V35H194ZM41 37V36H40ZM39 37V38H40ZM84 37V36H83ZM111 37H113L112 36V33H111ZM134 37V36H133ZM138 37H139V35H138ZM152 37V36H151ZM150 37V38H151ZM187 36H185L184 38H186ZM206 36H204V38H205ZM37 37H35V39H36ZM85 38V37H84ZM83 38V39H84ZM97 38V37H96ZM99 38V37H98ZM101 38H103V37H101ZM106 38V37H105ZM110 38V37H109ZM135 38H137V35H136V37H134L133 39L135 40ZM149 39V37L147 36L146 37V39ZM183 38V39H184ZM261 38V37H260ZM263 38V37H262ZM26 39V38H25ZM41 39V38H40ZM80 39H82V38H80ZM131 39V38H130ZM138 39V38H137ZM161 39V40H160ZM159 39V37H158V41L159 42H161L162 40L163 41H165L164 39H162V37ZM189 39V38H188ZM196 39H198V38H196ZM208 39V38H207ZM258 39H259V37H258ZM37 40V39H36ZM99 40L101 41V39L99 38ZM128 40V39H127ZM150 40V41H149ZM148 40V43L150 42V44H148L146 41H142L143 42V44L146 42L148 45H149V47H150V45H151V43H152V45H153V40H154V38H153V40H152V38L151 39H149ZM151 40H152V42H151ZM181 40V39H180ZM190 41H191V39H189ZM44 41H46L45 39H43V41H39L38 43H39V49H38V51L40 50L41 51V53L43 52V49H45V47H44ZM86 41V40H85ZM123 41H124V39H123ZM136 41V40H135ZM155 41V40H154ZM170 41V40H169ZM169 41H167L166 40V42H163V43H168V47L169 46H173V43H175V42H169ZM173 41V40H172ZM174 41H176L177 42V40H174ZM189 41V42H190ZM196 42L197 41H199V40H195ZM202 41H203V39H202ZM208 41V40H207ZM213 41V42H212ZM87 42V41H86ZM89 42H90V40H89ZM114 42H115V40H114ZM119 42V41H118ZM128 42V41H127ZM158 42V43H159ZM188 42V41H187ZM195 42V43H196ZM204 42V41H203ZM29 43H30V41H29ZM81 43H82V41H81ZM98 43H102V42H98ZM121 43H122V41H121ZM136 43H137V41H136ZM145 43V44H146ZM156 43V42H155ZM162 43V44H163ZM169 43H172V45H169ZM179 44L181 43V42H178ZM185 43V42H184ZM198 43V42H197ZM196 43V44H197ZM200 43V42H199ZM202 43V42H201ZM206 44H208V42H205ZM261 43H264V42H262V40H261ZM71 44V43H70ZM76 44V43H75ZM77 44H78V42H77ZM85 44V43H84ZM89 43H87L86 45L87 46H89L88 45ZM91 44V43H90ZM124 44V43H123ZM138 44V43H137ZM136 44V45H137ZM140 44V43H139ZM142 44V43H141ZM142 44V45H143ZM157 44V43H156ZM161 44V43H160ZM161 44V45H162ZM175 44H177V43H175ZM211 44H210V42H209V45H210V47H211ZM30 45H31V43H30ZM96 45V44H95ZM94 45V46H95ZM115 45H116V43H115ZM166 45V44H165ZM165 45H163V46H165ZM185 46H187L186 44H184ZM205 45V44H204ZM203 44H202V46H204ZM209 45H206V47L208 46V48H210L209 47ZM229 45H228V48H229ZM32 46V45H31ZM59 46V45H58ZM69 46V45H68ZM84 45H82V47H83ZM86 46V47H87ZM93 46V47H94ZM111 46V48H115V47H112V45H110ZM114 46V45H113ZM122 47H123V45H121ZM120 46V47H121ZM141 46V45H140ZM144 46H146V45H144ZM153 46H155V45H153ZM152 46V47H153ZM176 45H174L173 47H175ZM181 46V45H180ZM192 46H194V45H192ZM192 46H189L190 48L189 49H191L192 48ZM199 46H201V45H199ZM257 46V45H256ZM71 47V46H70ZM100 47V46H99ZM108 47H109V45H108ZM126 47V46H125ZM131 47H133V45L131 46ZM152 47H150V49L152 48ZM157 47V49H158V46H156ZM166 47V46H165ZM177 47H179V45L177 46ZM176 47V49H178ZM195 47V46H194ZM193 47V48H194ZM63 48V47H62ZM69 48V47H68ZM85 48V47H84ZM89 48V47H88ZM97 48V47H96ZM96 48H94V49H96ZM110 48V49H111ZM134 48H135V46H134ZM146 48V47H145ZM183 48V47H182ZM212 48V47H211ZM225 48V47H224ZM231 48V49H232ZM91 49H93V48H91ZM123 49H125V48H123ZM129 49V48H128ZM136 49V48H135ZM149 49V48H148ZM159 49H163L162 48V46H161V48H160V46H159ZM167 49H170L171 50V48H167ZM196 49H197V47H196ZM196 49H192L193 50V52H194V50H196ZM213 49V48H212ZM223 49V48H222ZM230 49V50H231ZM55 50H57V49H55ZM83 50V49H82ZM126 50V49H125ZM124 50V51H125ZM132 50V49H131ZM140 50H142L141 48H140ZM144 50H146L145 52H147V48L146 49H144ZM165 50V49H164ZM199 50V47H198V49H197V51ZM209 50H211V49H208L207 51H209ZM227 50H229V49H227ZM47 51H49V50H47ZM127 51V50H126ZM124 52V54L125 53H127V52ZM149 51V50H148ZM151 51V50H150ZM173 51V50H172ZM188 51V50H187ZM212 51V50H211ZM213 51V52H214ZM232 51V50H231ZM44 52H46V51H44ZM50 52V51H49ZM53 52V51H52ZM155 52H157L158 53V51L156 50ZM183 52V51H182ZM223 51L221 50V53H222ZM227 52V51H226ZM230 52V51H229ZM66 53V52H65ZM76 53V52H75ZM135 53H137V52H135ZM139 54H141L140 52H138ZM144 53V52H143ZM154 53V52H153ZM166 53V52H165ZM176 53V52H175ZM186 53V52H185ZM200 53H201V50H200ZM206 53V52H205ZM228 53V52H227ZM241 53V54H240ZM32 54V53H31ZM43 54V53H42ZM53 54V53H52ZM61 54H62V52H61ZM68 53H66V55H67ZM134 54V53H133ZM139 54L137 55V56H139ZM146 54V53H145ZM156 54V53H155ZM230 54V53H229ZM228 54V55H229ZM79 55V54H78ZM77 55V56H78ZM149 55V54H148ZM170 55V54H169ZM177 55V54H176ZM191 55V54H190ZM208 55V54H207ZM226 55V54H225ZM234 55V54H233ZM233 55H232V57H233ZM41 56V55H40ZM43 56H45V55H43ZM159 56H161L162 57V55H159ZM172 56V55H171ZM170 56V57H171ZM174 56H175V54H174ZM199 55H197V57H198ZM210 56V55H209ZM65 57V56H64ZM74 57V56H73ZM75 57H76V55H75ZM146 56L144 55V58H145ZM154 57V56H153ZM158 57V56H157ZM177 57V56H176ZM191 57V56H190ZM207 57V56H206ZM235 57V56H234ZM149 58V57H148ZM152 58V57H151ZM173 58H175V57H173ZM183 58V57H182ZM195 58V57H194ZM199 58H200V56H199ZM217 58V57H216ZM224 58V57H223ZM240 58H242V56L240 57ZM29 59H30V61H31V55H30V57H29ZM42 59V58H41ZM51 59V58H50ZM49 59V60H50ZM63 59V58H62ZM66 59V58H65ZM73 59V58H72ZM75 59V58H74ZM179 59H180V57H179ZM191 59V58H190ZM195 59H198V58H195ZM245 59V58H244ZM53 60V59H52ZM159 59H157V61H158ZM163 60V59H162ZM236 60V59H235ZM246 60V59H245ZM244 60V61H245ZM250 60V59H249ZM48 61V60H47ZM62 61V60H61ZM70 61V60H69ZM86 61V60H85ZM173 61H174V59H173ZM205 61V60H204ZM210 61V60H209ZM215 61V60H214ZM238 61V60H237ZM240 61H241V59H240ZM251 61V60H250ZM257 61V60H256ZM58 62V61H57ZM65 62V61H64ZM71 62V61H70ZM171 62H172V60H171ZM175 62V61H174ZM179 62V61H178ZM190 62H192V60L191 61H189V63ZM196 62V61H195ZM25 70L27 71V70H29V69H33L34 67H32V66H29L28 64H29V61L28 60H26L25 62ZM47 63V62H46ZM58 63H60V62H58ZM82 63H84V62H82ZM157 63V62H156ZM165 63H167V61H165ZM177 63V62H176ZM186 63V62H185ZM189 63L187 64V65H189ZM208 63V62H207ZM220 63H221V61H220ZM225 63H228L227 61L225 62V60H224V66H225ZM238 63V62H237ZM241 63H243V61L241 62ZM264 63V62H263ZM55 64V63H54ZM154 64V63H153ZM223 64H221V66H220V69H218V70H220L221 71V67L223 68ZM235 63H233V65H234ZM262 64V63H261ZM260 64V65H261ZM56 65V64H55ZM78 65V64H77ZM182 65H184V64H182ZM196 65V64H195ZM211 65V64H210ZM218 65V67H219V64H217ZM243 65H246V64H243ZM257 65V64H256ZM53 66V65H52ZM59 66V65H58ZM84 66V65H83ZM166 66V65H165ZM170 66V65H169ZM181 65L179 64V67H180ZM200 66V65H199ZM226 66H228V65H226ZM235 66V65H234ZM246 66H248V65H246ZM252 66H255V65H252ZM61 67V66H60ZM59 67V68H60ZM187 67V66H186ZM197 67H198V65H197ZM233 67V66H232ZM258 67V66H257ZM57 68V67H56ZM75 68H76V66H75ZM85 68V67H84ZM196 68V67H195ZM239 68V67H238ZM242 68H243V66H242ZM35 69V68H34ZM173 69V68H172ZM202 69V68H201ZM206 69V68H205ZM208 69H211V68H208ZM217 69V68H216ZM224 69H225V67H224ZM224 69H222V70H224ZM230 69H232V68H230ZM255 69V68H254ZM258 69V68H257ZM168 70H169V68H168ZM174 70V69H173ZM177 70V69H176ZM189 70V69H188ZM192 70V69H191ZM200 70V69H199ZM217 70V71H218ZM234 70H235V68H234ZM240 70V69H239ZM244 71V69H241V71ZM259 70V69H258ZM38 71V70H37ZM157 71V70H156ZM164 71H166V70H164ZM170 71H172V70H170ZM187 71V70H186ZM193 71H194V69H193ZM192 71V72H193ZM205 71V70H204ZM207 71V70H206ZM205 71V72H206ZM211 71V70H210ZM228 71V70H227ZM236 71V70H235ZM261 71V70H260ZM178 72V71H177ZM182 72V71H181ZM190 72V71H189ZM200 72V71H199ZM198 72V73H199ZM204 72V73H205ZM212 72V71H211ZM221 72H223V71H221ZM237 72V71H236ZM79 73V72H78ZM194 73H195V71H194ZM213 73L215 74L216 72H214L213 71ZM212 73V74H213ZM220 73V72H219ZM226 73V72H225ZM231 73H233V72H231ZM258 73V72H257ZM81 74V73H80ZM172 74H173V72H172ZM175 74V73H174ZM173 74V75H174ZM189 74V73H188ZM197 74V73H196ZM201 74V73H200ZM223 74V73H222ZM239 74V73H238ZM240 74H241V72H240ZM239 74V75H240ZM251 73L249 72V75H250ZM256 74V73H255ZM259 74V73H258ZM261 74V73H260ZM83 75V74H82ZM157 75V74H156ZM183 75H184V73H183ZM199 75V74H198ZM202 75V74H201ZM216 75V74H215ZM226 75V74H225ZM228 75V74H227ZM237 75V74H236ZM236 75H234V76H236ZM264 75V74H263ZM182 76V75H181ZM192 76V75H191ZM204 76H205V74H204ZM208 76H210V74L208 75ZM213 75H211V77H209V79H208V81H210L211 82V84H213V85H215L216 84V86H218L217 84H219L220 83V80H218L217 78H215V76H214V78L212 77ZM238 76V75H237ZM236 76V77H237ZM244 76V75H243ZM252 76V75H251ZM250 76V77H251ZM171 77V76H170ZM189 77V76H188ZM217 77V76H216ZM232 77V76H231ZM231 77H229V78H231ZM250 77H248V80H250ZM253 77V76H252ZM261 77V76H260ZM39 76L37 77V81L39 80ZM207 78V77H206ZM205 78V79H206ZM242 78V77H241ZM262 78V77H261ZM185 79V78H184ZM203 79V78H202ZM219 79H220V76H219ZM234 79H236V78H234ZM237 79H238V77H237ZM236 79V80H237ZM244 79V78H243ZM263 79H264V76H263ZM262 79V80H263ZM191 80H192V78H191ZM197 80V79H196ZM200 80H201V78H200ZM224 80V79H223ZM241 79L239 78V81H240ZM174 81V80H173ZM242 81V80H241ZM240 81V82H241ZM244 81V80H243ZM175 82H178V81H174V83ZM181 82V81H180ZM204 82V81H203ZM207 82V81H206ZM235 82V81H234ZM233 82V83H234ZM246 82V81H245ZM249 82V81H248ZM257 82V81H256ZM263 82H264V80H263ZM26 85H28L29 84V82H24ZM171 83H173L172 81H171ZM186 83V82H185ZM193 83V82H192ZM207 83H209V82H207ZM222 83V82H221ZM220 83V84H221ZM224 83H226L225 81H223V83L221 84V85H224ZM184 84V83H183ZM187 84L189 85V83L187 82ZM200 84H201V82H199V86H200ZM219 84V85H220ZM227 84V83H226ZM251 84H253L252 82H251ZM36 85V83H32L30 86H35ZM103 85H104V87L101 89V91H100V93L99 94H95L96 93V89L97 88H100L101 87V84L99 85V86H97V87H94V88H92L91 89V91H90V93L87 95H85L84 96V100H80V104L82 105L81 107V109L80 110H73V111H75V114L78 116V117H81L82 118V122H83V117H84V115L86 114V113H89V109H88V107H87V105L89 104V103H91L92 104V108H91V110H90V116H89V119H88V122L85 124V127L88 129L87 131H83V132H81V136H83V140L81 141V140H79V138H77L76 137V134L73 132L71 135H69V136H71V137H75L76 138V143L74 144V146H73V149L70 147V145H69V142H64L61 138H60V136L58 135V130L59 129H55L54 131H55V133H56V135H57V138L58 139H60V141H61V143H60V145H58V146H55V147H49V148H46V149H44L43 150V152L42 153H37L35 156H44V153H45V151H49L50 149H60L61 151H63L64 152V157H66V159H68V165L67 166H71L72 164L73 165H75V164H81L82 165V167H83V165H85V160H84V157L87 159V160H91V156H92V153H93V149H94V147L93 146H95L94 145V143L99 139V136H101V138L103 137V136H105V137H108L112 132H114V130L113 129H116L117 128V124L118 123H120L121 121L119 120V119H117V120H114V118L112 117V111H113V109H114V107L116 106V103L114 102V100H113V97H112V90H110L109 89V87H108V83L107 82H105V83H103ZM178 85H180L179 83H178ZM185 85V84H184ZM202 85H204V88L206 87L205 86V84H202ZM231 85V84H230ZM230 85H228V86H230ZM234 85V84H233ZM232 85V87L230 86V87H228V86H222V88H227L228 87V89L229 90H233L232 88L234 87ZM238 85V84H237ZM264 85V84H263ZM174 86V85H173ZM215 86V87H216ZM192 87V86H191ZM214 87V86H213ZM214 87V88H215ZM219 87H221V86H219ZM253 87V86H252ZM195 88H197V87H195ZM202 88H203V86H202ZM210 88H212L211 86H210ZM254 88V87H253ZM187 88H186V86H182V88H181V90H180V96L178 95V98L180 97V102H181V104L180 105H182V108L184 109V111H185V109L187 108V109H189L190 111H193V110H196V109H198V108H200V106H198V104L199 105H203L204 103H202L203 102V100H201L200 98L201 97H203V96H201L199 99H198V96L200 95V93H201V91H200V89L199 90H197V89H195V90H191V91H188V90H186ZM206 89V88H205ZM207 89H209V88H207ZM236 89H238V88H236ZM202 90V89H201ZM211 90V89H210ZM26 91V88L24 89V90H22V91H20V98H19V100L17 101V102H15L13 105H12V108H14L17 104H18V102L24 97V92ZM207 91L208 90H206V93H207ZM217 91V90H216ZM236 91V90H235ZM244 91H246V90H244ZM177 91L175 90V93H176ZM179 92V91H178ZM202 92H204V91H202ZM224 92V93H223ZM222 93H223V96L222 97H225V92L226 91H223ZM229 94H231L229 91H227ZM232 93H233V91H231ZM243 92V91H242ZM248 92V91H247ZM246 92V93H247ZM108 93H111V95H109ZM205 93V92H204ZM208 93H210V91L208 92ZM218 93V92H217ZM227 93V94H228ZM251 93V92H250ZM213 94H215V93H213ZM226 94V95H227ZM228 94V95H229ZM243 94V93H242ZM245 94V93H244ZM251 94H253V93H251ZM255 94V93H254ZM174 95V94H173ZM176 95V96H177ZM206 95H208V94H206ZM205 95V96H206ZM216 95V94H215ZM214 95V96H215ZM233 95V97H231ZM256 95V94H255ZM175 96V95H174ZM208 96H210V95H208ZM208 96H206L205 98H207ZM211 96H212V94H211ZM210 96V97H211ZM217 96V98L218 97H220L219 95H216ZM237 96V95H236ZM236 96H234V94H231V95H229V97H231V99L232 98H236V99H238ZM78 97V96H77ZM81 97V96H80ZM210 97H208V99L210 98ZM213 97V96H212ZM228 97V96H227ZM241 97V96H240ZM177 98V99H178ZM204 98V97H203ZM214 99L216 98V97H213ZM247 98H249V97H247ZM255 98V97H254ZM175 100H177L176 98H174ZM196 99H198V102H199V100H201L200 102L201 103H198L197 104V100ZM212 98H210L209 100H211ZM213 99V100H214ZM219 99H221L222 100V98H219ZM230 99V98H229ZM228 99V100H229ZM236 99H234V100H236ZM174 100V101H175ZM206 100V99H205ZM247 100V99H246ZM246 100H245V102H246ZM212 101V100H211ZM237 101V100H236ZM235 101V102H236ZM241 101V100H240ZM254 101H255V99H254ZM101 102H103V104L101 103ZM175 102H177V101H175ZM174 102V103H175ZM178 102H179V100H178ZM177 102V103H178ZM205 102V104H206V102H207V106H209L210 105V102L208 101V100H206V101H204ZM219 102V101H218ZM227 102V101H226ZM225 102V103H226ZM232 103L234 102L233 101V99H232V101H231ZM234 102V103H235ZM238 102V101H237ZM250 102H251V100H250ZM253 102V101H252ZM160 103V102H159ZM208 103H209V105H208ZM220 103H221V101H220ZM230 103V102H229ZM179 104H176L175 103V105H176V107L179 105ZM215 104V103H214ZM239 104H241V102H239ZM246 104V103H245ZM57 105V104H56ZM55 105V106H56ZM172 105V104H171ZM170 105V106H171ZM217 105V104H216ZM234 105H236V104H234ZM247 105V104H246ZM250 105H252V104H250ZM169 106V107H170ZM103 107V111H101V108ZM161 107H163V106H161ZM179 107V108H178ZM177 107V109H181V106H178ZM198 107V108H197ZM203 107V106H202ZM211 107V106H210ZM212 107H214L213 105H212ZM242 107V106H241ZM205 108V107H204ZM240 108V107H239ZM243 108V107H242ZM241 108V109H242ZM165 109H167V108H165ZM176 109V108H175ZM209 109H211V108H209ZM217 109V108H216ZM240 109V110H241ZM160 110V109H159ZM164 110V109H163ZM162 110V111H163ZM199 110V109H198ZM200 110H201V108H200ZM213 110H215V109H213ZM245 110V109H244ZM73 111H71V112H69V113H67V114H71ZM166 111V110H165ZM170 111V110H169ZM172 111V110H171ZM177 111V110H176ZM204 111H205V109H204ZM204 111H202V112H204ZM208 111V110H207ZM219 111V110H218ZM254 111V109L253 110H251L250 112H253ZM114 112V111H113ZM183 110L182 111H180L179 113H178V115L176 114H174L175 116V119H176V116H177V120H175V122H177L178 120H183L184 119V121L186 120V118H187V116L185 115V117L186 118H183V116H181L182 118H178V116L180 117V115H182L183 113ZM200 112V111H199ZM209 112V111H208ZM249 112V111H248ZM249 112V113H250ZM255 112V111H254ZM164 113V112H163ZM181 113V114H180ZM194 114V112H191V114ZM195 113H197L196 111H195ZM201 113V112H200ZM212 113H213V111H212ZM233 113V112H232ZM235 113H237L236 111H235ZM239 113V112H238ZM57 113H55V115H56ZM60 114V113H59ZM170 114V113H169ZM184 114H186V113H184ZM191 114L189 115V117L191 116ZM192 114V115H193ZM206 114V113H205ZM207 114H209V113H207ZM206 114V115H207ZM215 114V113H214ZM15 115V114H14ZM49 115V114H48ZM50 115H51V113H50ZM55 115H53V119H54V117H55ZM60 115H65V114H60ZM168 115V114H167ZM188 115V114H187ZM197 115V114H196ZM203 115V114H202ZM219 115V114H218ZM12 116H13V114H12ZM163 116V115H162ZM169 116V115H168ZM167 116V117H168ZM195 116V115H194ZM208 116V115H207ZM14 117L15 116H13V119H14ZM158 117V116H157ZM164 117H166V115L164 116ZM169 117H171V116H169ZM198 117H200V116H198ZM202 117V116H201ZM204 117H206V116H204ZM216 117V116H215ZM153 118V117H152ZM194 118H196V116L194 117ZM193 118V120H189V119H192V118H189L188 120H186V122H184L185 123V126L184 127H186V128H184L183 129V127L181 126V125H178L179 127V129H177V130H174V128H176L177 126V124L179 123V121H178V123H174L175 124V126L176 127H172L173 125L171 124V127L173 128H170V131L171 132H174V133H176L177 131L178 132H180V133H182L183 132V135L182 134H180V133H176L175 134V139H179V141L180 142H183L184 144H185V146H186V148H185V146H184V144H181L182 145V147L184 146V148H185V151H188L189 152V154H190V149H187V146L188 147H190V146H192L193 144V141L194 140H192V137H193V139H194V136H192V134L189 132V130H190V128H189V126H191L192 125V122L194 123H197V121L196 120H199L198 118H196V119H194ZM217 118V117H216ZM158 119V118H157ZM213 119V118H212ZM218 119H219V117H218ZM15 120V119H14ZM119 120V121H118ZM150 120V119H149ZM156 120V119H155ZM162 120V119H161ZM161 120L160 119H158V121H160L161 122ZM16 121V120H15ZM25 121V120H24ZM92 121H95V124H96V128H95V131H92L91 130V128H92ZM152 121V120H151ZM153 121H154V119H153ZM157 120H156V122H157V124L158 123H160V122H158ZM163 121L165 122H167V124L169 123V121H174L173 120V116H172V119H168V120H165V118L163 119ZM202 121H203V119H202ZM207 121V120H206ZM209 121V120H208ZM208 121H207V123H208ZM212 121V120H211ZM128 122V121H127ZM150 122V121H149ZM148 122V123H149ZM163 122V123H164ZM166 122H165V124L164 125H166ZM182 123H183V121H181ZM205 122V121H204ZM213 122V121H212ZM211 122V123H212ZM28 123V122H27ZM26 123V124H27ZM54 123V122H53ZM163 123L161 122L160 124L163 126ZM173 123V122H172ZM183 123V124H184ZM194 123V124H195ZM201 124H202V122H200ZM48 124V123H47ZM124 124H126V123H124ZM130 124V123H129ZM150 124V123H149ZM155 124V123H154ZM170 124H168V126L170 125ZM205 124H206V122H205ZM210 124V123H209ZM216 124V123H215ZM29 126L31 125V124H28ZM132 125V124H131ZM152 125V124H151ZM159 125V124H158ZM161 125H160V128H166L165 126L164 127H161ZM214 125V124H213ZM19 126V125H18ZM46 126H50V125H46ZM46 126H43L42 128H40V129H33L31 126H30V129H31V132H32V134L34 135L35 134V132L36 131H41L44 127H46ZM148 126V125H147ZM197 126V125H196ZM218 125H216V127H217ZM224 126V125H223ZM125 127V126H124ZM126 127H128L129 128V126H126ZM146 127V126H145ZM144 127V128H145ZM150 127V126H149ZM154 127V126H153ZM155 127H156V125H155ZM170 127V126H169ZM187 127H188V129H187ZM193 128H194V126H192ZM219 127V126H218ZM127 128V130H132V129H128ZM151 128V127H150ZM220 128V127H219ZM62 129V128H61ZM67 132H68V130L66 129V128H64ZM167 130H168V128H166ZM197 129V128H196ZM200 129V127L198 128V130ZM212 129V128H211ZM194 130V129H193ZM209 130V129H208ZM150 131V130H149ZM152 131V130H151ZM156 131V130H155ZM163 133H164V131H166V130H161ZM105 132H107L108 134L107 135H105ZM127 132V131H126ZM145 131H143V133H144ZM147 132V131H146ZM170 132V133H171ZM192 132V131H191ZM198 132V131H197ZM213 132V131H212ZM169 135H170V133L169 132H167ZM204 133V132H203ZM218 133V132H217ZM226 133V132H225ZM239 133H241V132H239ZM238 133V134H239ZM69 134V133H68ZM147 134V133H146ZM154 134V133H153ZM156 134L158 135V133H157V131H156ZM159 134H160V132H159ZM165 134V133H164ZM178 134H180V135H178ZM190 134H191V136H190ZM198 134V133H197ZM205 134V133H204ZM204 134H202L203 136H205ZM209 134V133H208ZM207 134V135H208ZM152 135V134H151ZM168 135V137L172 140V138H171V136H169ZM172 135V134H171ZM174 135V134H173ZM172 135V136H173ZM196 135V134H195ZM206 135V136H207ZM231 135V134H230ZM146 136V135H145ZM145 136H143V137H145ZM149 136V138H150V135H148ZM165 136V135H164ZM166 136H167V134H166ZM166 136H165V138H166ZM198 136H199V134H198ZM210 136V135H209ZM223 136H224V133H223ZM225 136H226V134H225ZM233 136V135H232ZM234 136H235V134H234ZM142 137V138H143ZM155 137V136H154ZM167 137V138H168ZM208 137V136H207ZM211 137V136H210ZM209 137V138H210ZM221 137V136H220ZM219 137V138H220ZM241 137V136H240ZM243 137V136H242ZM148 138V137H147ZM152 138V137H151ZM162 138H164L163 136H162ZM198 138V137H197ZM204 138V137H203ZM203 138H201V139H203ZM212 138H215L216 139V137H213V135H212ZM222 139H225V138H223V137H221ZM229 138V137H228ZM235 138V137H234ZM155 140H158L157 138H154ZM196 139V138H195ZM201 139H199V140H201ZM208 139V138H207ZM207 139H204V140H207ZM218 139V138H217ZM238 139V138H237ZM101 140V139H100ZM127 140H129L128 138H127ZM138 140V139H137ZM152 140V139H151ZM154 140V141H155ZM198 140V139H197ZM198 140V141H199ZM204 140H202V141H204ZM210 140H212L211 138H210ZM214 140V139H213ZM219 140V139H218ZM227 140H230V139H226V141ZM236 140V139H235ZM239 140V139H238ZM254 140V139H253ZM130 141V140H129ZM138 141H140V140H138ZM137 141V142H138ZM154 141H152V143L154 142ZM160 140H158L157 142H159ZM166 141H168L167 139H166ZM202 141H199V143H201ZM208 142H209V140H207ZM206 141V142H207ZM219 141H222L221 139L219 140ZM224 142H225V140H223ZM230 141H232L233 142V139L231 138V140ZM258 141V140H257ZM149 142V141H148ZM156 142V143H157ZM172 142H173V140H172ZM178 142V141H177ZM195 143H196V141H194ZM232 142H230V143H232ZM235 142V141H234ZM238 142V141H237ZM241 142H244V140L242 141L241 140ZM7 143V140L5 139V144ZM77 143H80L81 144V147L80 148H77L76 147V144ZM134 143V142H133ZM132 143V144H133ZM155 143V144H156ZM169 144H171V141L169 140V142H168ZM167 143V144H168ZM204 143H205V141H204ZM210 143V142H209ZM221 143V142H220ZM229 143V144H230ZM256 143V142H255ZM88 144H90L91 145V147H85L84 145H88ZM134 144H136V143H134ZM140 144V143H139ZM145 144V143H144ZM161 144H163V143H161V141H160V143L158 144L157 143V145H161ZM197 144V143H196ZM196 144H194V145H196ZM225 144H227V143H224V145ZM241 144V143H240ZM130 145H131V143H130ZM136 145H138V144H136ZM135 145V146H136ZM148 145H149V143H148ZM165 145V144H164ZM193 145V146H194ZM201 144H197V147L198 146H200ZM209 145V144H208ZM220 145V144H219ZM222 145V144H221ZM231 145V144H230ZM134 146V145H133ZM134 146V147H135ZM145 146V145H144ZM154 146V145H153ZM152 146V147H153ZM166 146H168V145H166ZM166 146H163V147H166ZM192 146V147H193ZM202 146V145H201ZM214 146V145H213ZM213 146H211V147H213ZM217 146V145H216ZM225 146H228V144L227 145H225ZM236 146V145H235ZM250 146V145H249ZM123 147V146H122ZM127 147V146H126ZM130 147V146H129ZM140 147V146H139ZM138 147V148H139ZM141 147H142V145H141ZM149 147V146H148ZM147 146H146V148L148 149V150H151L150 148H148ZM161 147V146H160ZM181 147V148H182ZM194 147H196V146H194ZM193 147V148H194ZM197 147L196 148H194L195 149V151H198V150H196L197 149ZM206 147H207V145H206ZM218 147V146H217ZM216 147V148H217ZM229 147V146H228ZM231 147V146H230ZM237 148H238V146H236ZM235 147V149H236V152H238L237 150V148ZM259 147V146H258ZM128 148V147H127ZM126 148V149H127ZM132 148V147H131ZM168 148L169 147H167V149L165 150V151H167V152H169L170 153V151H168ZM173 147L172 146H170V148L169 149H172ZM175 148V147H174ZM178 149H179V147H177ZM177 148H175V149H177ZM204 148V150L206 149L205 147H203ZM239 148H240V145H239ZM248 148V147H247ZM252 148V147H251ZM257 148V147H256ZM143 149V148H142ZM145 149V148H144ZM153 149H156V146L155 147H153ZM162 149H164V148H162ZM187 149V150H186ZM208 149H213V148H210V145H209V147H207V151H209ZM227 149V148H226ZM232 149H234V146L233 147H231V150ZM139 150V149H138ZM138 150H136V153L138 152ZM173 150V149H172ZM180 150H182V149H180ZM184 150V149H183ZM203 150V149H202ZM214 150V149H213ZM131 151V150H130ZM147 151V150H146ZM145 151V152H146ZM153 151V150H152ZM174 151V150H173ZM173 151H171V152H173ZM194 151V152H195ZM206 151V150H205ZM205 151H201V152H205ZM211 151V150H210ZM209 151V152H210ZM239 151H243L242 150V148H240V150ZM51 152V151H50ZM62 152V153H63ZM126 153H127V150L125 151ZM143 151H141V153H142ZM154 152V151H153ZM158 153H159V151H157ZM166 152V153H167ZM177 152V153H176ZM188 152H187V154H188ZM200 151H198V153H199ZM213 152H215V151H213ZM221 152V151H220ZM230 152V151H229ZM246 152H248V151H246ZM26 153H28V152H24V151H21V152H19L11 161H9L7 158L3 161V162H0V168L1 167H3V165L6 163V162H9V163H12V161H15V160H18V159H21L22 157H23V159H24V155L26 154ZM121 153V152H120ZM163 153V152H162ZM168 153V154H169ZM174 154H177L178 155V157H180V154H182V152H180V151H176L175 150V152H173ZM180 153V154H179ZM197 153V152H196ZM195 153V154H196ZM197 153V154H198ZM218 153V152H217ZM232 153V152H231ZM29 154V153H28ZM82 154V155H81ZM130 154V153H129ZM128 154V155H129ZM142 154H144V153H142ZM149 154V153H148ZM186 154V155H187ZM192 154V153H191ZM190 154V155H191ZM215 154H216V152H215ZM215 154H212V155H215ZM218 154H220V153H218ZM233 154H235V152L233 151ZM237 154V153H236ZM239 154V153H238ZM242 154V152H240V154L239 155H241ZM247 154V153H246ZM245 154V155H246ZM250 154V153H249ZM255 154V153H254ZM253 154V155H254ZM127 155V154H126ZM133 155H136V154H133ZM139 155H141V154H139ZM147 155V154H146ZM164 155H165V152H164ZM170 155V154H169ZM173 155V154H172ZM171 155V156H172ZM176 155V156H177ZM185 155V153H184V151H183V156ZM185 155V156H186ZM189 155V157L191 158V156ZM199 156H200V153L198 154ZM197 155V156H198ZM221 155V154H220ZM248 155V154H247ZM124 157H126L125 155H123ZM158 156V155H157ZM174 156V155H173ZM203 156H205V155H203ZM219 156V155H218ZM223 156L225 157V155L223 154ZM227 156V155H226ZM229 157L231 156V155H228ZM242 156H243V154H242ZM252 156V155H251ZM60 157H61V155H60ZM132 157V156H131ZM136 157V156H135ZM144 157H146V156H143L142 158H143V160H144ZM188 156L187 157H184L185 159H184V161L186 160V158H189ZM212 157V156H211ZM221 158H222V156H220ZM223 157V158H224ZM234 157V156H233ZM240 157V156H239ZM246 157H248V160H249V156H245V158ZM129 158H130V156H129ZM147 158V157H146ZM154 158V157H153ZM159 158V157H158ZM169 158H170V156H169ZM173 158V157H172ZM183 158V157H182ZM190 158H189V160H190ZM200 158H202V157H200ZM206 158V157H205ZM210 157H208V158H206V160L207 159H209ZM215 158V157H214ZM25 159H27V158H25ZM24 159V160H25ZM123 159V158H122ZM126 159V158H125ZM156 159V158H155ZM164 159V158H163ZM168 159V158H167ZM196 159V158H195ZM194 159V160H195ZM203 159H204V157H203ZM211 159V158H210ZM209 159V160H210ZM229 159V158H228ZM227 159V160H228ZM235 159H237V157H235ZM235 159H234V163L236 162L235 161ZM36 160V159H35ZM81 160H83V163H80V161ZM140 160V159H139ZM142 160V161H143ZM152 160H154V159H152ZM152 160H150V161H152ZM160 160V159H159ZM169 160H171V159H169ZM180 160V159H179ZM179 160H178V162H179ZM188 160V159H187ZM186 160V161H187ZM198 160H199V158H198ZM209 160H207V164H208V161ZM215 160V159H214ZM222 160H224V159H222ZM222 160H220V161H222ZM239 160V159H238ZM29 160H27V162H28ZM30 161H32V160H30ZM136 161V160H135ZM146 161H147V159H146ZM158 161V160H157ZM165 161V160H164ZM168 161V160H167ZM167 161H165V166L167 167V166H169L168 164L166 165V162ZM201 161H202V163H201ZM225 161V160H224ZM233 161V160H232ZM137 162V161H136ZM156 162V161H155ZM154 162V163H155ZM163 162V161H162ZM169 162V161H168ZM167 162V163H168ZM173 162V161H172ZM192 162V161H191ZM194 162V161H193ZM223 162V161H222ZM237 162H239L240 163V160L239 161H237ZM237 162H236V164H237ZM33 163V162H32ZM64 163V162H63ZM131 163V162H130ZM140 163H141V160H140ZM144 163V162H143ZM164 163V162H163ZM185 163V162H184ZM187 163L188 162H186V165H187ZM209 163H210V161H209ZM225 163V162H224ZM233 163V164H234ZM241 163H243V162H241ZM138 164V163H137ZM149 164V163H148ZM152 164H153V162H152ZM159 164V163H158ZM174 164V163H173ZM173 164H172V167H173ZM183 164V162L181 163V165ZM200 164H203V160H200ZM206 164V163H205ZM214 164H218V163H214ZM244 164V163H243ZM134 165H136V164H134ZM147 164H145V166H146ZM151 165V164H150ZM164 165V164H163ZM178 165V167L180 166L179 164H176V166ZM241 165V164H240ZM142 166V165H141ZM140 166V167H141ZM144 166V165H143ZM142 166V167H143ZM157 166V165H156ZM189 166V165H188ZM188 166H186V167H188ZM193 166V165H192ZM195 166V165H194ZM204 166V165H203ZM213 166H215V165H213ZM213 166H212V169H213ZM223 166V165H222ZM74 167V166H73ZM76 167V166H75ZM136 167H137V165H136ZM135 167V168H136ZM139 167V168H140ZM153 167V166H152ZM182 167H185V166H182ZM181 167V168H182ZM185 167V168H186ZM202 166L200 165V167L199 168H201ZM238 167V166H237ZM236 167V168H237ZM4 169L6 168V167H3ZM72 168V167H71ZM78 168V167H77ZM158 168V167H157ZM174 168H177V167H174ZM189 168H191V166H189ZM194 168V167H193ZM208 168H211V167H207V170H208ZM215 168H216V166H215ZM4 169H3V171H1L0 172V179L2 178H4L3 176H4ZM62 169V168H61ZM137 169V168H136ZM147 169V168H146ZM150 169V168H149ZM154 169V168H153ZM167 169V168H166ZM195 169V168H194ZM190 170V169H184L183 171H179V169L177 168V170H178V172H180L179 173V176L177 175V176H175L176 175V173L175 172H173V173H175V175L173 176V173H172V171H173V169H169L170 170V172H171V176H170V173H169V175L167 176V177H169V179H173L174 181H176V182H178L179 181V185H181V187H183L184 186V184H183V182H185V181H187V179L192 175L191 173H193V171H195V170ZM196 169H197V166H196ZM227 169V168H226ZM60 170V169H59ZM71 170V169H70ZM138 170V169H137ZM144 170V169H143ZM143 170H141V173H142V171ZM160 170H162V173L163 174H165V172H163L164 170L162 169V168H160ZM237 170V169H236ZM240 170V169H239ZM148 171V170H147ZM242 171V170H241ZM67 172V171H66ZM72 172V171H71ZM145 172H146V170H145ZM149 172H150V170H149ZM177 172V173H178ZM202 172H204V171H202ZM215 172V171H214ZM137 173V172H136ZM140 173V174H141ZM144 173V172H143ZM147 173V172H146ZM154 173H155V171H154ZM153 172H152V175L154 174ZM160 173V172H159ZM195 173H197L196 171H195ZM216 173V172H215ZM242 173V172H241ZM9 174V173H8ZM157 173H155V177H157V178H159V176H157L156 175ZM198 174H199V171H198ZM197 174V175H198ZM202 174V173H201ZM205 174V173H204ZM243 174V173H242ZM241 174V175H242ZM143 175V174H142ZM150 175H151V172H150ZM162 175V174H161ZM195 175V174H194ZM62 176V175H61ZM61 176L59 177V178H61ZM138 176V175H137ZM148 176V175H147ZM166 176V175H165ZM199 176V175H198ZM203 176V175H202ZM238 176H239V174H238ZM142 177H144V176H142ZM145 177H146V175H145ZM151 177V176H150ZM161 177V176H160ZM192 177V176H191ZM190 177V178H191ZM234 177V176H233ZM232 177V178H233ZM58 178V177H57ZM149 178V177H148ZM156 178V179H157ZM163 178V176L160 178V180ZM178 178V179H177ZM189 178V179H190ZM194 178V177H193ZM192 178V179H193ZM204 178V177H203ZM231 178V177H230ZM62 179H63V176H62ZM65 179V178H64ZM87 179V178H86ZM90 179H91V177H90ZM145 179V178H144ZM150 179H153V178H150ZM167 180H168V178H166ZM200 178H198V179H196V175H195V180H193V181H196V180H199ZM207 179V178H206ZM235 179H237V178H235ZM235 179H233V180H235ZM251 178H249V180H250ZM143 180V179H142ZM164 180V179H163ZM166 180V181H167ZM172 180V184L173 183H175L174 181ZM232 180V181H233ZM151 181V180H150ZM157 181V180H156ZM193 181H190V183H188L189 184V186H190V184L192 185V183L191 182H193ZM201 181V180H200ZM251 181V180H250ZM159 182V181H158ZM163 182V181H162ZM180 182H181V184H180ZM188 182H189V180H188ZM252 182V181H251ZM89 182H87L86 183V186H88L89 184H88ZM154 182H152V184H153ZM164 183H165V180H164ZM168 183V182H167ZM170 183V185H172ZM185 183H187V182H185ZM196 183H199L198 181H196ZM229 183H230V180H229ZM253 183V182H252ZM255 183V182H254ZM88 184V185H87ZM151 184V185H152ZM156 184H157V182H156ZM155 184V185H156ZM176 184V183H175ZM187 184V185H188ZM193 184H195V183H193ZM202 184H203V182H202ZM231 184H232V182H231ZM246 184V183H245ZM248 184V183H247ZM168 185V184H167ZM183 185V186H182ZM187 185L186 186H184V187H187ZM197 185V184H196ZM164 186H165V184H164ZM169 186V185H168ZM167 186V187H168ZM173 186V185H172ZM172 186H170L171 188H172ZM174 186H177L178 187V185H174ZM188 186V187H189ZM197 186H199V185H197ZM246 186V185H245ZM93 187V186H92ZM97 187V186H96ZM151 187V186H150ZM157 187V186H156ZM159 187H161V186H159ZM183 187V188H184ZM200 187V186H199ZM201 187H202V185H201ZM95 188V187H94ZM182 188V189H183ZM246 188H249V189H253V188H250V187H246ZM159 189V188H158ZM178 188H175L174 190H177ZM197 189H198V187H197ZM162 190V189H161ZM179 190H181V188L179 189ZM183 190H185L186 192H187V190L186 189H183ZM193 189H192V187H191V191H192ZM195 190H196V188H195ZM195 190H194V193H195ZM200 190V189H199ZM254 190V189H253ZM257 190V189H256ZM155 191V190H154ZM164 191V190H163ZM166 191H167V188H166ZM169 191V190H168ZM171 191V190H170ZM185 191L183 192H181V194L182 195H184L183 193H185ZM237 191H238V189H237ZM245 191V190H244ZM247 191V190H246ZM89 192V191H88ZM162 192V191H161ZM171 192H173L174 193V191L172 190ZM171 192H169V194L171 193ZM176 192V191H175ZM188 192H189V190H188ZM199 192V191H198ZM240 192H241V190H240ZM71 193V192H70ZM160 193V192H159ZM164 192H162V197H163V194ZM172 193V194H173ZM180 193V192H179ZM193 193V192H192ZM196 193H197V191H196ZM248 193V192H247ZM246 193V194H247ZM72 194H75V193H72ZM93 194V191L91 192V195ZM95 194H96V191H95ZM168 194V193H167ZM188 194V193H187ZM237 194V193H236ZM241 194V193H240ZM245 194V195H246ZM248 194H251L250 192L248 193ZM78 195V194H77ZM88 195H90V193L88 194ZM94 195V194H93ZM185 195H186V193H185ZM191 195V194H190ZM238 195V194H237ZM236 195V196H237ZM243 194H241V196H242ZM83 196V195H82ZM97 196V195H96ZM164 196H166V198L168 199L170 196H171V194L169 195V196H167V195H164ZM193 196H195V194L193 195ZM248 196V195H247ZM86 197H87V195H86ZM182 197V196H181ZM234 197H235V195H234ZM245 197V196H244ZM88 198H89V196H88ZM165 198V199H166ZM249 198V196L247 197V199ZM82 199V198H81ZM87 199V198H86ZM234 199V198H233ZM233 199H232V201H233ZM243 198H241V201H245V199L244 200H242ZM246 199V200H247ZM164 200V199H163ZM169 200V199H168ZM252 200V199H251ZM166 201V200H165ZM240 201V200H239ZM64 202V201H63ZM74 202V201H73ZM112 202V201H111ZM22 203V202H21ZM27 203V202H26ZM98 203V202H97ZM96 203V204H97ZM246 203H248V202H246ZM5 204V203H4ZM79 204V203H78ZM231 204H233V203H231ZM252 204H253V201H252ZM251 204V205H252ZM28 205H30V203L28 204ZM28 205H27V207H25V209H24V207L22 208L23 210H22V221L24 222V226H23V228H24V233L22 234L24 237H25V239H22V240H24V241H26V242H29L30 240H31V238H35L36 239V242H37V244L39 245L38 247H41V248H47V246H49V245H52V244H54L55 242L54 241H57L58 243V245H62V241H63V239L65 238V237H70V240H69V242H70V247L72 248V250L74 251V250H76V249H81V250H87V251H92V250H95V248H101V249H103V248H105L107 251H108V253H109V255H111V253L114 251V250H117V249H119V251L117 252V256L116 257H113V258H111V259H113V261H115V260H117V259H119L118 261L120 262V261H124V264H127L128 263V259H127V255H128V253H127V243L126 242H124V243H122V239L125 237V236H127V232H124V233H122L121 231H120V223H121V221L123 220V218L122 219H120V220H116V221H114L113 223H110V224H106V223H98L97 224V226H98V228H97V230H91V228H90V230L88 231H85L84 230V228H86L87 227V222L88 221H83V220H78V219H76L73 215H71V214H69V213H64V212H61V211H56V210H54V209H50V210H48L47 212H46V214L45 215H42V216H38L36 213L33 215V217L34 218H32V221L31 222H28L27 221V218H26V215H28V214H30L31 212H30V209H32V208H30V209H26V208H28ZM69 205V204H68ZM85 205V204H84ZM93 205V204H92ZM235 205H236V203H235ZM245 205V204H244ZM247 205V204H246ZM249 205H250V203H249ZM3 206V205H2ZM5 206V205H4ZM25 206V205H24ZM79 206V205H78ZM128 206V205H127ZM237 206H239L238 204H237ZM254 206V205H253ZM1 207V206H0ZM31 207V206H30ZM71 207V206H70ZM98 207V205H96V207H94V209H93V214L94 215H96L97 214V208ZM250 207H252V206H250ZM81 208V207H80ZM135 208V207H134ZM0 209H2L3 210V213H4V219L3 220H0V229H2V230H0V233H4V229L6 228L5 226H6V223L8 222L7 221V218H6V214H5V212H6V210L4 211V209H3V207L2 208H0ZM87 209V208H86ZM121 209H123V207L121 208ZM79 210V209H78ZM77 210V211H78ZM128 210V209H127ZM132 210V209H131ZM130 210V211H131ZM138 210V209H137ZM235 210V209H234ZM237 210V209H236ZM82 211H83V209H82ZM129 211V212H130ZM33 212V211H32ZM125 212V211H124ZM138 212V211H137ZM142 212V211H141ZM85 213H86V211H85ZM89 213V212H88ZM127 213V212H126ZM138 214H140V213H138ZM147 214V213H146ZM145 214V215H146ZM238 214H239V212H238ZM41 215V214H40ZM144 214H141V215H137V213H136V211L135 210H132V212L128 215L129 217H131V219L133 220V221H135V220H137L138 218H140L141 216H143V218L145 219V220H147L149 223H150V225H151V228L148 230V231H146V232H143V233H140V236L142 237L139 241H136V240H133V244H135V243H139L141 246H142V248H141V251H143V247H144V245H145V242H146V244H147V247L149 248V249H153L154 250V248H155V246H159L157 243H156V241H154L153 239H150L151 237H150V234H151V232H152V227H153V225H154V223H153V219H151V217H148V216H145ZM97 217H99V216H97ZM99 219V218H98ZM235 219V218H234ZM48 220H51L52 221V224H48L46 221H48ZM89 220V219H88ZM93 221V220H92ZM78 222H80V224H78ZM245 222V221H244ZM37 223H38V227H35L36 225H37ZM94 224V223H93ZM249 224V223H248ZM56 225H58V227L56 226ZM95 225V224H94ZM91 226V225H90ZM96 226V227H97ZM127 227H128V231H133L132 230V228H131V224L129 223L128 225H127ZM238 231V230H237ZM241 231V230H240ZM240 231H239V233H240ZM244 231V230H243ZM242 231V232H243ZM101 232H103L104 233V236L103 237H100V233ZM134 235H135V232L133 233ZM237 234V233H236ZM100 239H103L104 240V243H99V240ZM41 240H43V241H45V243H40V241ZM81 241H84V243H81ZM176 243V242H175ZM177 244H178V242H177ZM176 244V245H177ZM65 245V244H64ZM73 245H75V247H73ZM53 246V245H52ZM161 246V245H160ZM52 248V247H51ZM58 248V247H57ZM60 249V247L58 248V250ZM44 250V249H43ZM48 250V249H47ZM106 250H105V252H106ZM31 251H33V256L31 255L30 257H28V258H26L24 261H26V260H28V259H32L33 261H34V264H54V259L55 258H51V257H49V254L47 253V251H42V252H40V250H39V248H38V250H36V249H33V250H31ZM62 251V250H61ZM70 251V250H69ZM70 252H72V251H70ZM78 252V251H77ZM84 252V251H83ZM189 252V251H188ZM61 253V252H60ZM107 253V254H108ZM155 255V254H154ZM153 255V256H154ZM152 256V257H153ZM27 257V256H26ZM151 257V258H152ZM142 259V256L141 257H137V256H133V260L136 262L137 261V259ZM151 258H150V260H151ZM149 260V261H150ZM19 261H21V260H19ZM117 261V262H118ZM17 262H18V260H17ZM112 264H115V262H112Z\"/></svg>",
	"mask_w": 264,
	"mask_h": 264
},
{
	"label": "snow or ice",
	"instance_id": "3",
	"mask_svg": "<svg viewBox=\"0 0 264 264\" xmlns=\"http://www.w3.org/2000/svg\"><path fill=\"white\" fill-rule=\"evenodd\" d=\"M34 51L33 47L30 45L29 40L25 39L23 35L9 37L6 34H0V162H3L6 158L11 161L19 152H30L33 156L37 153H42L44 149L55 147L60 145L61 141L57 138L55 129L66 128L69 135L73 132L79 140H83L81 132L87 131L85 124L88 122L90 116V110L92 104L87 105L89 113H86L82 118L78 117L73 111L71 114L60 115L57 113L54 117V123L50 122V126L44 127L41 131H36L33 135L28 124H20L13 119L12 105L17 102L20 98V91L24 90L27 86L32 83H38L37 77L40 75L36 69L25 70V61L28 60L30 63V55ZM24 82H29L26 85ZM104 87L103 83L100 88L96 89L95 94H99L101 89ZM39 89L36 88L32 91L33 97L41 103H49L51 112V102L47 101L43 94L37 95ZM111 95V93H108ZM79 99V97H77ZM103 104V102H101ZM103 107L101 111H103ZM96 124L92 121V131H95ZM108 133L105 132V135ZM5 139L7 143L5 144ZM85 147H91L90 144L84 145ZM77 148L81 147L80 143L76 144ZM82 155V154H81ZM83 163V160L80 161ZM4 175H7V168L4 169ZM0 183L3 180L0 179ZM95 194V190H93ZM87 195V193H86ZM14 198V194H13ZM131 207V206H130ZM4 219L3 210L0 209V220ZM48 224H52L51 220L46 221ZM131 224L133 231H128V224ZM58 227V225H56ZM151 228L150 223L141 216L137 220L133 221L131 217L125 214L123 220L120 223V231L122 233L127 232V236L122 239V243H127V259L131 261L133 256L141 257L142 259H137L136 264H148L150 258L165 249L161 246H155L154 250L149 249L145 242L143 251H141L142 246L137 242L133 244V240L139 241L142 237L140 233L146 232ZM2 230V229H0ZM135 232V235L133 234ZM100 237L104 236L101 232ZM21 239H25L21 235ZM40 243H45L41 240ZM84 243V241H81ZM99 243H104L103 239L99 240ZM175 247V243L172 245ZM75 247V245H73ZM5 253L8 252V248L3 249ZM119 249L114 250L111 253L112 257L117 256ZM9 264H34L32 259L26 261L21 260L18 262L9 261ZM100 264H104L102 260ZM111 264V262H109ZM120 264H124V261H120Z\"/></svg>",
	"mask_w": 264,
	"mask_h": 264
}]
</instances>
